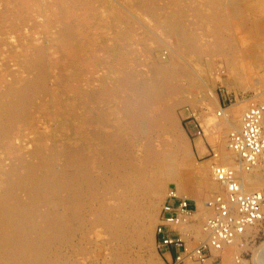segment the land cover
I'll return each instance as SVG.
<instances>
[{"label":"rangeland","instance_id":"obj_1","mask_svg":"<svg viewBox=\"0 0 264 264\" xmlns=\"http://www.w3.org/2000/svg\"><path fill=\"white\" fill-rule=\"evenodd\" d=\"M7 1L0 0V73L5 75V83L12 77L23 81L32 76L35 70L26 68L25 62L35 50L41 49L46 91L39 93L33 102H28L23 117L10 123L9 140L0 142L7 146L0 153V170L16 162L18 156L28 158L34 146L40 144H45L43 147L47 151L52 145L55 149L78 146L76 144L85 142V138L87 143L81 148L89 154V151L85 152L86 146L96 141L92 137L94 122L90 124L89 121L94 115L98 118L103 114L106 126L99 124L96 127L106 136L120 138L126 160L128 154L133 153L139 165L144 166L145 155L150 161L145 163L144 175L151 182L149 188L139 181H127L132 175L127 171L126 164L120 167L119 176L122 179L119 184L114 183L111 171L102 176L104 180L100 181L96 190L98 203L117 207L120 202H133L136 215L132 217L129 208L111 213L113 224L119 221L123 225L117 238L100 223L87 226L83 241L79 234H72L73 239L70 237L62 250L63 263L167 264L169 261L166 262L163 253L178 247L170 245L158 250L156 225L166 195L172 191L178 198H186L188 203L193 201L194 205H189L193 212L196 210L192 218H187L189 222L185 226H168L174 234L169 235L178 237L189 253L190 259L186 258L183 264H264V219L247 229L241 239L231 245L220 251H206L202 261L198 262L192 256L193 248L203 237L201 223L210 214L207 200L222 190L213 179L211 167L218 163L235 164L234 157L226 149L227 133L239 125L242 112L250 103L263 100L258 94L264 88V0H181L180 3L179 0ZM146 5L150 6L149 10ZM163 15L166 19L161 17ZM67 27L71 29L72 37H66ZM183 30L189 33L185 38ZM241 39L254 47L244 51V46L238 47ZM224 42L226 49L222 50ZM153 63L163 68L174 65L172 70L176 76L169 80L174 88L169 92L160 94L153 86V83L160 85ZM132 87H138L142 93H157L150 99L136 98ZM141 102L143 105L140 106ZM82 106H86L85 109ZM141 107L143 111L137 116L130 115L132 110L140 111L138 108ZM220 109L227 112L226 119L232 127L226 125ZM64 118L62 123L60 120ZM196 129L200 134H196ZM184 145L187 146L186 151L182 147ZM100 146L97 148L100 149ZM164 154L167 159L159 165ZM60 164L59 159L54 169ZM94 169L97 172L100 170ZM165 169L173 172L166 175ZM252 178L256 180V185H246L247 190H262L264 193V168L249 175L246 180ZM214 182L216 186L212 185ZM156 183L159 186L151 188ZM92 217L89 216L90 219ZM53 254L49 264H57V255Z\"/></svg>","mask_w":264,"mask_h":264},{"label":"bare ground","instance_id":"obj_2","mask_svg":"<svg viewBox=\"0 0 264 264\" xmlns=\"http://www.w3.org/2000/svg\"><path fill=\"white\" fill-rule=\"evenodd\" d=\"M180 1L181 0H179V3H180ZM31 2H30V4H31ZM177 3H178V1H177ZM46 6H48V5H46ZM42 7L40 6V8H42ZM64 7H66V6H64ZM107 7L108 6H106L105 8H107ZM33 8H34V5H33ZM146 8H148V6ZM149 8H150V6H149ZM149 8H148V10H149ZM108 9H109V7H108ZM82 11H84V10H82ZM106 11H108V10L106 9ZM26 12H28V11H26ZM133 12H136V11L133 10ZM35 13H36V10H35ZM54 13H56V12L54 11ZM92 13H93V11H92ZM103 13H102V15H103ZM136 13H138V12H136ZM13 14H15V13H13ZM165 15H163L161 17L164 18ZM20 17H22V16H20ZM53 17H54V15H53ZM56 18H54V19L56 20ZM66 18H67V16H66ZM164 19H166V17ZM57 20H58V18H57ZM107 20H108V18H107ZM178 20H180V19H178ZM111 22H109V23H111ZM160 22H162V21H160ZM25 24H27V23H25ZM2 25H3V22H2ZM47 25H49V24H47ZM56 25L58 26V24H56ZM99 25H100V23H99ZM163 25H164V23H163ZM177 25H179V24H177ZM168 26H171V25L168 24ZM172 27H174V26H172ZM45 28H47V27H45ZM50 30H51V27H50ZM65 31H66V37H68V36L72 37L70 28H68V27L65 28ZM49 33H51V31ZM108 33H110V32H108ZM183 34H184V38L189 35V33L187 34L185 30H183ZM25 36H26V34H25ZM38 36H39V34H38ZM55 37H54V39H55ZM1 39H3V38H1ZM34 39H35V37H34ZM50 40H52V38H50ZM65 40L67 41L68 39H65ZM184 43H186V41ZM184 43H183V45H184ZM33 44L34 43H32V45ZM49 44H48V46H49ZM224 44H225V42L222 43V46L220 45L222 50L226 49ZM242 46H244V48H243L244 51H245V49L246 50L248 49V51H249L254 47V46H250V44L249 45L245 44L244 40L241 39L240 42L238 43V47L242 48ZM238 47H237V49H238ZM3 49H4V46H3ZM11 49H13V48H11ZM86 53H87V51H86ZM42 55H43V51L41 49L35 50L33 55L30 56V58L27 60V62H25L26 63L25 67L28 69H34L35 73L30 77H26L25 79H23V81L20 78L18 79L17 77H12V79H9V82L5 83V81H4V80H6L5 75L3 73H0V82H3V84L0 85V142L4 141V139L9 140L8 127H9L10 123L14 122L15 120L20 119V117H23L22 115L26 112V110L28 108V106H27L28 102L29 101L33 102V100L35 99V97L38 96L39 93H41L42 91L43 92L46 91V89H45L46 82H44V80L46 79V75H45V73L42 74V72L45 70V68H44L45 62L43 60L44 56H42ZM69 55L70 54H68V56ZM248 56H246V57H248ZM243 57H245V56H243ZM159 61H162V60L160 59ZM95 62H96V60H95ZM69 63L70 62L68 61V64ZM96 64H99V63H96ZM156 64H154L156 67V74H157L156 76H158V80H159L158 84H160V85L157 86V85H154V83H153V86L158 88L157 90H158V93H160V94L165 93V92H169L170 90H172L174 88V86L169 81V80H171L172 77L176 76V72L174 71V69L172 70L174 65H171L168 68H163L161 65H159V64L156 65ZM0 72H1V70H0ZM75 75H77V74H75ZM185 78H187V77H185ZM67 79H68V77H67ZM19 81H22V82H19ZM104 82H106V81H104ZM99 87H101V86H99ZM88 88H90V87H88ZM132 90H133L132 92H134V95L136 94V96H135L136 98L141 97L142 99L143 98L150 99L151 98L150 96H154L157 93V91L145 92L144 90L143 91L145 93H142V92H139L140 90L138 91V87H136V88L134 87V89L132 87ZM91 91H92V89H91ZM93 91H95V90H93ZM261 92L262 91H260V93L258 94L259 96L263 97V100H261L260 102H264L263 92L262 93ZM82 93H81V95H82ZM99 96H100V94H99ZM67 98H68V96H67ZM79 98H81V97H79ZM103 98H104V96H103ZM113 98H114V96H113ZM136 100H138V99H136ZM175 100H176V97H175ZM71 101H73V100H71ZM45 103H47V102H45ZM45 105H47V104H45ZM45 105H43V106H45ZM141 105H143L142 102L140 103V106ZM49 106L52 107L51 105H49ZM54 107H56V105H54ZM73 107H74V105H73ZM79 107H80V104H79ZM82 107H83V109H85L86 106H82ZM47 109H48V107H47ZM138 109H140V111L135 112L132 110V112H130V115L131 116H135V115L137 116V114H139L140 112L143 111V107L138 108ZM43 111L44 110H42V112ZM45 111H49V110H45ZM220 112H221L220 115H223L224 120L226 121L225 122L226 125H229L232 127L233 125L230 124V122L226 119L227 112H225L224 109H220ZM80 115H82V114H80ZM118 115L120 116V113ZM167 116H168V114H167ZM98 118L94 115L93 118H91L89 121L90 124H91V122H94L93 128H92V137L94 139H96V141L94 143H92V144L88 143L89 145H87L85 148V152L89 151V154L84 153V149L81 148V147H83L84 143L86 142L85 138H84L85 142L76 144L78 146H65L64 148L62 147L61 149H55V148H53V145H52L50 148L48 147V149L46 147L47 151H45V148L43 147L45 144L44 145L40 144L38 146H34V148L30 151L28 158L18 156V157H16V162H13L11 165H9L8 168H5V169L3 168V170L2 169L0 170V174L3 175L2 178H0V264H49L48 261H49L50 257L52 256L53 252L56 253V255H57V264H62L64 262V257H63L64 255H63L62 250L65 246H67L66 245L67 240H69V238L72 237V234L73 235L79 234L81 236L80 239H82L81 241H83V240H85V236L87 235V232H86L88 230L87 226L88 225L92 226V224L100 223L103 226H105L106 228H108V230L110 231L111 235L114 238H117L120 235V233L122 232L123 225L119 221H115V224H113L114 220L111 219V213L115 210H119V211L123 212V210H126L127 208H129V209H131V213H130L131 216L135 217L136 213L134 211L133 202H125V203L120 202V203H118L117 207H113V206H110V205H108L106 203H102V202L98 203L99 199H98V196H96L97 195L96 190L98 188V184L100 183V181L104 180V177H102V176L105 175L106 172H108V171H111V173L114 174V176L112 177L114 183L119 184L121 179H122V177L119 176L120 171H121L120 167H122V165H124V164H126V167H128L127 171L130 172L132 175V176H129L127 179V181H129V183L139 181V183L141 185L147 186L149 188L151 182L149 181V177L147 175L146 176H144V175L146 173L145 163L146 162L150 163V161L148 160V156L145 155L144 156V163H143L144 166L139 165V163L136 162L137 158L135 157V155L133 153H131V154L129 153L127 156V160H126L125 155L122 154V150H121L122 146L119 143L120 138H115L113 136H106V134H104V132L100 133V131H102V130H98L97 129L98 127H96V125L98 126L99 124L101 126H104V125L106 126L107 122L105 120V118H106L105 115L103 114ZM55 120H56V118H55ZM64 120H65V118L63 120H60V121L61 122L63 121L62 123H64ZM153 120H154V117H153ZM40 123H39V125H40ZM118 123L119 122H117L116 124H118ZM47 124H49V123H47ZM57 126H59V125H57ZM139 126H141V125H139ZM41 127H43V126H41ZM144 127L145 126L143 125V128ZM233 128H235V126ZM22 129L23 128H21V130ZM43 129H45V127ZM58 129H60V128H58ZM139 129H140V127H139ZM20 133H21V131H20ZM32 133L34 134V132H32ZM50 133H52V132H50ZM66 134H68V133L66 132ZM48 135H50V134H48ZM61 135H63V134L61 133ZM30 136L32 137V135H30ZM18 138H20V137L18 136ZM18 138H16V139H18ZM67 138L68 137H66V139ZM69 139H70V137H69ZM33 141L34 140H32V142ZM4 145H5V143H3V144L0 143V153L3 152V149H7V146L6 145L4 146ZM98 145L99 146L101 145L100 149L97 148ZM1 147H3V148H1ZM182 147H184L185 151L187 150L186 145H184ZM49 149H50V151H49ZM11 153H13V151ZM230 155H232V154L230 153ZM59 159L61 160V164H60L59 168L56 167L57 169H54V165L57 162V160H59ZM161 159L162 160H161V163L159 165L164 164L162 161H163V159H165V160L167 159L166 155L165 154L162 155ZM108 161H109V164H108ZM0 162H2V161H0ZM0 166H1V163H0ZM215 167H216V165H213L211 167L212 175H214ZM94 168L100 169L99 172H97ZM263 168L264 167H262L261 169H263ZM202 170L204 172V169H202ZM165 171L166 172H164V173L166 175H169V173L171 174L173 172L172 170L170 171V169H167V170L165 169ZM257 171H259V170L252 169L250 171H239L240 179L242 181V188L244 190H247L246 185H249L251 187H255L254 185H256V180L252 178L250 180L247 179L248 180L247 181L246 177H249V175L256 173ZM258 177L259 176H257V178ZM127 181H126V184H127ZM246 181H247V184H246ZM215 182L212 183V185H215ZM158 186H159V184L156 183L155 185L153 184L151 186V188L158 187ZM127 192H129V191L127 190ZM92 202H93V204H92ZM95 203H98V204H95ZM197 205L199 206L200 204L197 203ZM198 206H197V208H198ZM199 207H201V206H199ZM263 211H264V206H263ZM194 212H191V215H190L191 218L193 217V215H195ZM89 216H93V217L90 219ZM133 220H136V219L134 218ZM188 222H189L188 219L182 220L181 224H179L177 226H180V225L185 226ZM255 225L256 224L252 225L251 227H253ZM251 227H248L247 229L249 230V228H251ZM247 229L241 235V237L246 233ZM72 239H73V237H72ZM237 240H238V238H236L235 241H237ZM235 241H233L232 243H234ZM231 244H229V245H231ZM220 250H217V251H220ZM188 257L190 259L189 253H187V251H185V255L182 258L183 262H185L186 258H188Z\"/></svg>","mask_w":264,"mask_h":264},{"label":"built area","instance_id":"obj_3","mask_svg":"<svg viewBox=\"0 0 264 264\" xmlns=\"http://www.w3.org/2000/svg\"><path fill=\"white\" fill-rule=\"evenodd\" d=\"M196 134H200L199 129ZM226 149L234 156L235 164L218 163L214 169V180L222 190L207 200L210 214L201 223L202 240L192 251L198 262L204 259L206 251L220 250L236 238L240 240L248 227L264 219L263 191L244 190L239 173L264 167V102L250 103L244 109L239 125L227 133ZM166 197L156 225V247H178L167 264H183L186 249L178 237L169 235L168 226L181 224L193 210L186 198H178L172 191Z\"/></svg>","mask_w":264,"mask_h":264},{"label":"crops","instance_id":"obj_4","mask_svg":"<svg viewBox=\"0 0 264 264\" xmlns=\"http://www.w3.org/2000/svg\"><path fill=\"white\" fill-rule=\"evenodd\" d=\"M189 204L194 205V202H193V201H192V202H189ZM189 206H190V205H189ZM191 207H192V206H191ZM170 234L174 235V234L171 233V232H170ZM175 252H177V248L167 249L166 252L163 253V255H165L166 258H167V259H166V262L171 260V257H172V255H173Z\"/></svg>","mask_w":264,"mask_h":264}]
</instances>
